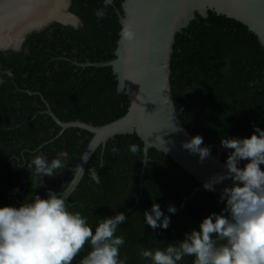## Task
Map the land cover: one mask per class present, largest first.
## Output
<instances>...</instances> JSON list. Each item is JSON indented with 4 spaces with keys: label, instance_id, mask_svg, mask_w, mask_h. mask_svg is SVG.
<instances>
[{
    "label": "trees",
    "instance_id": "16d2710c",
    "mask_svg": "<svg viewBox=\"0 0 264 264\" xmlns=\"http://www.w3.org/2000/svg\"><path fill=\"white\" fill-rule=\"evenodd\" d=\"M122 2L113 0L99 20L95 12L103 8V0H70L76 26L51 21L28 33L20 49L0 50V73H13L0 86V206L19 204L33 194L29 170L19 165L37 153L49 159L61 151L69 154L60 174L44 178L35 190L42 197L48 189L63 191L91 138V133L76 127L60 132V126L43 113L44 100L61 121L101 125L126 112V95L117 91L110 66L74 64L114 58ZM170 68L171 93L183 125L192 136H202L218 159H226L219 145L221 135L247 137L253 125L264 129V48L246 25L212 10L206 17L196 13L176 33ZM130 144L140 150L129 152ZM113 146L118 153L111 151ZM142 146L135 133L108 139L94 151L68 197L69 210L86 216L93 228L115 212L128 216L116 233L125 238L120 255L127 257V264H149L139 255L141 247L163 248L180 240L202 218L224 207L219 195L199 188L191 174L155 148L148 149L140 177ZM93 169L99 184L90 178ZM153 202L165 214L168 204L176 207L175 214H168L167 230L144 225L142 213ZM89 250L86 243L72 264H79ZM192 259L185 257L181 264H192Z\"/></svg>",
    "mask_w": 264,
    "mask_h": 264
},
{
    "label": "clouds",
    "instance_id": "9594fccd",
    "mask_svg": "<svg viewBox=\"0 0 264 264\" xmlns=\"http://www.w3.org/2000/svg\"><path fill=\"white\" fill-rule=\"evenodd\" d=\"M112 3L113 0H103V8L95 12L97 19L104 18L105 9ZM120 37L132 42L136 33L125 25ZM5 76L11 79L12 71L0 73V86L5 83ZM202 145L204 140L199 134L181 143L184 150L198 156L200 161L211 154V148ZM219 145L226 152L224 170L202 186L211 191L214 185L230 181L219 198L224 207L202 218L180 240L166 243L163 248L141 247L139 255L149 264H181L185 257H192V264H264V129L253 125L247 137L221 135ZM139 150L135 144L128 147L133 154ZM111 151L118 153L119 148L113 146ZM68 158L64 151L51 159L37 153L19 165L29 170L34 191L19 204L0 206V264H72L86 243L90 250L79 264H127V257L120 255L125 238L116 234L128 218L124 212L100 218L93 228L86 216L69 210L66 187L63 191L48 189L43 197L35 191L44 178L59 175ZM145 163L142 162L141 171ZM141 171L140 177L144 175L141 176ZM90 178L95 184L100 183L95 169ZM176 211L174 205L166 206L168 214ZM168 214L159 203L153 202L142 213L144 225L153 230H167L171 223Z\"/></svg>",
    "mask_w": 264,
    "mask_h": 264
},
{
    "label": "water",
    "instance_id": "95a60500",
    "mask_svg": "<svg viewBox=\"0 0 264 264\" xmlns=\"http://www.w3.org/2000/svg\"><path fill=\"white\" fill-rule=\"evenodd\" d=\"M48 1L36 3L28 13L37 6L42 9V4ZM209 10L246 25L264 48V0H123L122 13L117 12L120 30L114 58L101 62L87 60L74 64L83 67L110 66L117 80V91L126 95L128 101L126 112L101 125L81 120L61 121L44 100L46 109L43 113L48 114L60 126L61 131L76 127L91 133L86 148L78 158L73 177L64 190L67 198L81 180L94 151L99 146L103 147L106 141L115 135L135 133L143 142V163L148 159V149L155 148L191 174L199 183V188H203L202 185L210 177L223 172L224 161L212 153L200 161L198 156L181 147V143L192 135L179 117L181 110L175 108L170 85V60L176 33L187 27L196 13L206 17ZM38 11L36 9V12ZM28 13L26 11L20 14L17 23L24 20ZM69 14L73 18L72 23L76 25L77 17L71 12ZM51 18L67 24L66 21L58 20L54 16ZM125 25L130 26L136 33V39L132 42L120 37L121 28ZM18 39L15 42H18ZM0 49L7 48L0 44ZM143 174L144 169L141 176ZM229 184L230 181L224 180L214 185L211 192L221 196L222 189Z\"/></svg>",
    "mask_w": 264,
    "mask_h": 264
},
{
    "label": "rangeland",
    "instance_id": "374dc122",
    "mask_svg": "<svg viewBox=\"0 0 264 264\" xmlns=\"http://www.w3.org/2000/svg\"><path fill=\"white\" fill-rule=\"evenodd\" d=\"M2 1L4 2V4ZM69 1L70 0H58V2H57V0H49L44 5L42 4V9L41 8L39 9L38 8L39 6L36 7V9L39 10L38 12H36V9L34 11V8H33L32 12L28 13L29 10L32 9L33 5H35L38 2L32 1L33 2L32 4H30L29 2H26V4L20 5V7H19V5L17 3H15L14 0H0V3L2 4V5L0 4V13H1L0 14V20H2V22L4 21V23H5L4 27H2V22L0 23V35H3V36H0V39H4L7 37L8 38H14V40L10 41L7 44H4V47H6V48L12 47L14 49H19L20 44H21V42H23L26 33L32 32L34 30H39L41 25L43 27L46 23H48V21L49 22L54 21V20H52V18L50 17V14H48V13L51 11V8H53L54 6L56 7L57 3L59 4V5H57L58 6L57 8H59L60 12H62V14L64 13L63 15L68 14L70 16V14H69L70 13ZM40 2H42V1H40ZM8 4L10 7H8ZM26 10L28 13L25 16L26 20L25 19H24L25 21L20 20L17 23V20H18L20 14H22L23 12H26ZM40 15H42V18L40 17V19H38ZM32 18L35 19V21H31ZM58 20H60V19H58ZM66 23L70 24V23H72V20L66 21ZM17 38H19L17 40L18 42H15V40ZM14 42H15V44H14Z\"/></svg>",
    "mask_w": 264,
    "mask_h": 264
},
{
    "label": "bare ground",
    "instance_id": "6f19581e",
    "mask_svg": "<svg viewBox=\"0 0 264 264\" xmlns=\"http://www.w3.org/2000/svg\"><path fill=\"white\" fill-rule=\"evenodd\" d=\"M17 1V2H16ZM14 0V2L15 3H17L18 5H19V7H20V5H24V4H26V2H29L30 4H32L33 2L32 1H36V2H40V1H43V0ZM3 2V1H2ZM57 2H58V0H57ZM61 2V1H60ZM54 3V2H53ZM1 4V3H0ZM3 4H4V2H3ZM7 4V3H6ZM10 4V3H9ZM9 4H8V7H10L9 6ZM50 4V3H49ZM2 5V4H1ZM52 5V4H51ZM57 5H59L58 3L56 4V7L54 6L53 8H51V11L48 13V14H50V17H52V16H54V17H56V18H58V19H60V20H62V21H71L72 20V22H73V18H71L68 14H65V15H63L62 14V12H60V10H59V8H57L58 6ZM48 6V5H47ZM50 6V5H49ZM36 9V7H34V10ZM28 10V9H27ZM26 10V11H27ZM6 11V10H5ZM1 14V13H0ZM71 18V19H70ZM2 22V20H0V23ZM29 23V22H28ZM5 26V23H4V21L2 22V27H4ZM12 27V26H11ZM13 29V28H12ZM21 29V28H20ZM5 30V29H4ZM0 36H3V35H0ZM17 36V35H16ZM5 39V40H4ZM4 39H0V44L1 45H4V44H7V43H9L10 41H12V40H14V39H11V38H4Z\"/></svg>",
    "mask_w": 264,
    "mask_h": 264
},
{
    "label": "flooded vegetation",
    "instance_id": "af4514ba",
    "mask_svg": "<svg viewBox=\"0 0 264 264\" xmlns=\"http://www.w3.org/2000/svg\"><path fill=\"white\" fill-rule=\"evenodd\" d=\"M40 17L42 18V15H40L38 19H40ZM76 19H77V18H76ZM31 21H35V19L32 18ZM77 23H78V19H77ZM77 23H76V25H77ZM69 25L76 26V25H74L73 23H70ZM35 31H37V30H35ZM28 33H30V32H28ZM28 33H26V35H25V37H24V40H25V38H26V36H27ZM15 37H16V36H15ZM11 39H14V38H11ZM24 40H23V41H24ZM22 43H23V42H21L19 49L21 48ZM10 48H12V47H10ZM12 49H13V50H18V49H14V48H12ZM0 50H5V49H0Z\"/></svg>",
    "mask_w": 264,
    "mask_h": 264
}]
</instances>
